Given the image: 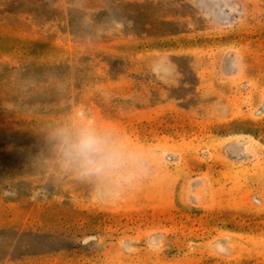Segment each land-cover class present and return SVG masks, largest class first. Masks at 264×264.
Listing matches in <instances>:
<instances>
[{
	"label": "rangeland",
	"instance_id": "374dc122",
	"mask_svg": "<svg viewBox=\"0 0 264 264\" xmlns=\"http://www.w3.org/2000/svg\"><path fill=\"white\" fill-rule=\"evenodd\" d=\"M76 110L149 173L60 172ZM0 264H264V0H0Z\"/></svg>",
	"mask_w": 264,
	"mask_h": 264
},
{
	"label": "clouds",
	"instance_id": "9594fccd",
	"mask_svg": "<svg viewBox=\"0 0 264 264\" xmlns=\"http://www.w3.org/2000/svg\"><path fill=\"white\" fill-rule=\"evenodd\" d=\"M55 152L60 172L106 190L133 185L155 160L143 145L80 110L57 128Z\"/></svg>",
	"mask_w": 264,
	"mask_h": 264
}]
</instances>
